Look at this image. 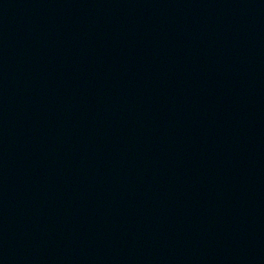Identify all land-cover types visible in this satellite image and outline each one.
I'll return each mask as SVG.
<instances>
[{"label": "water", "instance_id": "95a60500", "mask_svg": "<svg viewBox=\"0 0 264 264\" xmlns=\"http://www.w3.org/2000/svg\"><path fill=\"white\" fill-rule=\"evenodd\" d=\"M0 264H264V0H0Z\"/></svg>", "mask_w": 264, "mask_h": 264}]
</instances>
